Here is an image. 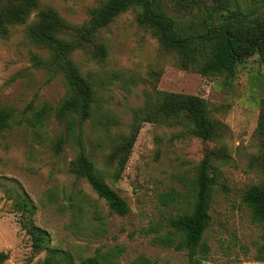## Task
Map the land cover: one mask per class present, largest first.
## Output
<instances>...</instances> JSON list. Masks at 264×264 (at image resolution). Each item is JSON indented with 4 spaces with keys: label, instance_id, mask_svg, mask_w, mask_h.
Returning <instances> with one entry per match:
<instances>
[{
    "label": "rangeland",
    "instance_id": "obj_1",
    "mask_svg": "<svg viewBox=\"0 0 264 264\" xmlns=\"http://www.w3.org/2000/svg\"><path fill=\"white\" fill-rule=\"evenodd\" d=\"M104 1L36 0L37 10L53 9L74 25L87 22L90 11ZM251 1L160 3L168 16L193 34L205 25H217L226 8L234 10L237 4L245 9ZM34 15L24 25L7 26V34L0 36V106L13 113L11 128L0 135V253L8 256L3 264H80L119 250L118 264H130L139 256L151 264H190L185 251L153 240L170 230V219L190 211L192 184L205 155L210 157L208 173L216 185L211 224L204 233L210 251L202 264H235L234 237L253 253L262 230L252 222L242 199L263 181L264 139L259 127L264 70L258 56L238 65L231 80L203 77L197 70L182 68L176 54L161 48L129 10L101 30L96 46L88 49L103 45V56L73 52L72 59L93 82L97 101L92 117L70 132L68 121L57 116L68 94L64 79L33 61L35 56L48 57L27 37ZM158 91L204 100L208 115L219 126L215 139L203 142L179 124L142 123L126 160L124 155L115 156V146L131 132L132 111L143 109ZM44 106L52 111L36 120ZM77 137L97 176L128 206L125 216L113 213L85 180L71 172ZM30 225L48 234L46 246L33 247ZM237 264L260 263L244 259Z\"/></svg>",
    "mask_w": 264,
    "mask_h": 264
},
{
    "label": "trees",
    "instance_id": "obj_2",
    "mask_svg": "<svg viewBox=\"0 0 264 264\" xmlns=\"http://www.w3.org/2000/svg\"><path fill=\"white\" fill-rule=\"evenodd\" d=\"M251 2L245 9L237 4L234 10L226 8L217 25H205L191 34L166 14L160 0H105L90 11L87 22L79 25L66 22L53 9L37 10L36 0H0V36L7 34V26L24 25L30 15L35 14L26 34L32 43L47 51L48 57L35 56L33 61L50 75H61L64 79L68 94L57 109V116L67 120L68 130L73 132L92 117L97 101L93 82L76 65L72 59L73 52L85 51L89 58L103 56V45L96 51L88 49L96 46L94 42L98 33L118 16L129 10L134 11L136 23L149 30L161 48L174 52L182 68L197 70L203 77L231 80L236 76L237 66L255 55L264 70V0ZM145 105L143 109L132 111L134 120L131 132L122 138L121 144L115 146L114 155H124V161L131 152L142 123L179 124L187 128L191 136L203 142L214 140L219 131L218 124L208 115L206 103L198 96L158 91ZM51 111L50 106H44L37 112L36 120ZM260 117L259 132L264 139V103ZM12 120V110L0 106V135L11 128ZM99 123L108 129L106 124ZM73 142L77 155L69 166L71 172L85 180L113 213L119 216L128 214L129 208L124 200L97 176L81 138H74ZM210 168V157L205 155L192 184L190 211L170 219V230L153 240L154 244L164 248L185 251L190 264H202L210 251L204 241V233L211 224L210 206L216 185L215 178L208 173ZM261 174L262 184L248 189L242 199L251 212L252 222L262 230L261 241L255 244L252 253L249 246L241 244L234 237L232 249L235 247L233 250L236 251L231 262L235 264L244 259L264 263V167ZM166 198L172 201L170 195ZM27 210L25 203L24 212L27 213ZM27 230L36 250L47 245L49 236L45 231L32 225ZM50 253L55 255L57 252L52 250ZM120 254V250L107 252L80 264H118L116 258ZM7 259L6 254L0 253V264ZM130 264H151V261L139 256Z\"/></svg>",
    "mask_w": 264,
    "mask_h": 264
}]
</instances>
